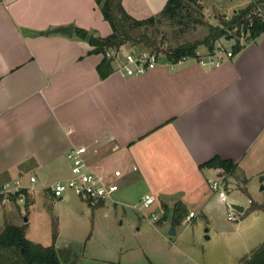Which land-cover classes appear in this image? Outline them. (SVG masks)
<instances>
[{
	"label": "crops",
	"instance_id": "0c3cea01",
	"mask_svg": "<svg viewBox=\"0 0 264 264\" xmlns=\"http://www.w3.org/2000/svg\"><path fill=\"white\" fill-rule=\"evenodd\" d=\"M166 3L122 0L137 20L157 15ZM59 27L73 32L52 33ZM76 29L97 37L112 32L96 0H0V190L14 181L30 187L34 176L53 198L45 188L71 176L68 152L86 145L97 172L121 171L117 199L122 178L124 185L145 177V194L159 209L181 202L194 219L201 214L209 222L220 200L208 179L223 180L230 196L248 192V178L264 173V32L240 42L242 49L218 68L162 62L143 76L113 71L101 79L103 55ZM110 153L122 155L124 166L108 169ZM214 157L233 162L235 174L202 167ZM7 203L0 201V219L14 224ZM247 209L244 217L263 213L246 215ZM23 224L28 219L14 225Z\"/></svg>",
	"mask_w": 264,
	"mask_h": 264
},
{
	"label": "rangeland",
	"instance_id": "374dc122",
	"mask_svg": "<svg viewBox=\"0 0 264 264\" xmlns=\"http://www.w3.org/2000/svg\"><path fill=\"white\" fill-rule=\"evenodd\" d=\"M246 2L247 0H198L191 5L190 22L185 24L182 18L177 23L162 21L155 29L150 28L146 33L157 36L158 40L163 38L160 48L169 49L187 42H201L208 35L210 26H220L222 20H230L233 11L243 9ZM247 40L246 34L238 36L233 31L230 39L218 40L215 48L221 45L230 49L234 41ZM143 48L134 42L121 47L124 52ZM119 158L123 156L110 153L105 166L110 170L123 167L124 162ZM91 167L93 168L92 165ZM248 171L250 169L247 170V175ZM238 174L245 181L242 173ZM261 176L248 178V192L228 195L229 202L248 208L246 215L253 212L252 208L255 207L257 210L254 211L264 213V190H260L264 186V179L261 181L264 173ZM120 183L121 192L120 197L116 198L117 204L106 201L104 204L101 202L90 205L72 191L65 192L61 199L46 197L38 182L33 185V191H27L30 199L33 197L35 201L34 206L26 207L25 202L18 203L14 198L8 201L7 206L13 216L11 221L19 224L27 218V238L43 246L53 244L54 225L57 223L55 248L72 250L74 257L71 261L76 260V264H241L239 258L243 253L264 242L263 213L258 218L244 217L239 212H231L227 205L217 200L208 215L209 222L201 214L194 219L196 215L193 213L191 221H187L186 216L176 225V234L169 235L168 227L175 224L169 218L163 220L164 210L159 209L157 203L144 209V213L149 216L152 212L160 215L156 224L149 223L140 211L133 208L141 205V199L147 192L149 185L146 178H134L124 185L122 178ZM226 184L228 185L227 182ZM229 213L233 214L234 221L227 219ZM8 220L7 217L0 219V232L6 223H10ZM206 229L212 233L211 240H204L202 237Z\"/></svg>",
	"mask_w": 264,
	"mask_h": 264
},
{
	"label": "trees",
	"instance_id": "16d2710c",
	"mask_svg": "<svg viewBox=\"0 0 264 264\" xmlns=\"http://www.w3.org/2000/svg\"><path fill=\"white\" fill-rule=\"evenodd\" d=\"M197 1L167 0L158 15L137 20L127 13L122 5V0H96L104 19L111 27V34L107 37H97L82 29H76L75 34L93 47V53L103 55V60L98 66V73L101 79H104L114 71L112 59L106 58L104 54L109 49L118 50L128 42L142 45L143 49L153 52L162 51L169 60L177 61L185 56H193L200 46L206 47L208 52H213L217 41L222 38L230 39L233 31L238 36L246 34L248 40L255 39L264 32V21L257 18L249 28V23L246 20V15L251 8L249 6L237 10L230 20H222L220 26H210L208 35L201 42H187L169 49L160 48L163 38L158 40L157 36L146 33L150 28L155 29L156 25L162 21L177 23V20L182 18L185 24L190 22L192 20L191 5L196 4ZM242 47L240 41H236L233 46L234 53H238ZM202 167L222 170L223 175H234L236 171V165L233 162L219 157L212 158ZM24 193L25 205L28 207V193ZM13 198L16 199V196ZM163 210V220L170 218L172 224H175V220L182 222L188 215V210L181 202L176 203L172 209L163 205ZM254 210L257 208H252V211ZM169 215L171 216L169 217ZM27 227V224L21 226L5 224L0 232V264H76V260L71 261L74 257L72 250L55 248L54 244L58 236L57 223L54 225V242L51 246H43L29 240L26 236ZM241 264H264V242L249 255L243 257Z\"/></svg>",
	"mask_w": 264,
	"mask_h": 264
},
{
	"label": "built area",
	"instance_id": "2783aa9c",
	"mask_svg": "<svg viewBox=\"0 0 264 264\" xmlns=\"http://www.w3.org/2000/svg\"><path fill=\"white\" fill-rule=\"evenodd\" d=\"M245 5L244 8L251 6L246 15L249 28L253 25L255 18L264 21V0H247ZM234 55L233 47L227 49L221 45H218L213 52L203 54L199 50H196L193 56H185L177 61L169 60L165 54L153 52L148 49H129L126 52L121 48L118 50L109 49L104 54L106 58L112 59L115 65L114 71L125 77L146 75L157 68L162 62H166L169 66L174 67L179 64L193 61L204 68H218L226 60L233 58ZM67 158L70 163L71 176L67 179L58 180L45 188L54 199H59L65 192L72 191L79 198L89 202L91 205L101 202L105 203L106 201H110L114 204L118 203L116 195L120 190L118 182V178L121 176L120 170H115L111 177L104 176L97 172L91 167L89 148L86 145L71 148ZM36 183L37 179L32 176L30 177V187L23 186L19 181L5 184L0 190V201L8 202L16 196L18 203H24V192L28 190L33 191V185ZM207 184L209 189L223 204L228 206L231 212L236 211L231 207L232 203L228 201V193L222 180L208 179ZM154 203L155 198L152 195L145 194L141 199V205H135L133 208L140 211L149 223L156 224L159 220L157 214L152 212L149 216L144 213V209L149 208ZM193 218L194 214L189 213L186 219L187 221H191ZM227 219L229 221L235 220L232 213L227 215Z\"/></svg>",
	"mask_w": 264,
	"mask_h": 264
},
{
	"label": "water",
	"instance_id": "95a60500",
	"mask_svg": "<svg viewBox=\"0 0 264 264\" xmlns=\"http://www.w3.org/2000/svg\"><path fill=\"white\" fill-rule=\"evenodd\" d=\"M236 11H234V13H235ZM180 23H182V22H180ZM57 32H61V33H65V34H72V32H73V28L72 27H59V28H57V29H55V30H52V33H57ZM264 189V187L262 186L261 187V190H263ZM231 207L233 208V209H235L237 212H239V213H243L244 212V206H242V205H239V204H234V203H232L231 204ZM25 222H27V218L25 219ZM181 223V221L180 220H175V224L176 225H179ZM176 225L175 226H171L170 228H169V230H168V233H169V235H175L176 234ZM208 231H209V229H206L205 230V235H204V238L206 239V240H209V238H210V236L208 235Z\"/></svg>",
	"mask_w": 264,
	"mask_h": 264
}]
</instances>
